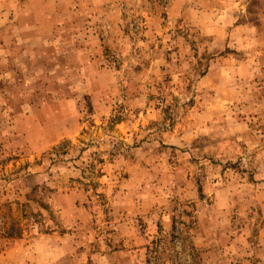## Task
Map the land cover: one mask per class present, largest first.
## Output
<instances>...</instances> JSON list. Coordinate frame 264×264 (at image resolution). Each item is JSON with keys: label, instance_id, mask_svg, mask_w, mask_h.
Listing matches in <instances>:
<instances>
[{"label": "rangeland", "instance_id": "obj_1", "mask_svg": "<svg viewBox=\"0 0 264 264\" xmlns=\"http://www.w3.org/2000/svg\"><path fill=\"white\" fill-rule=\"evenodd\" d=\"M0 264H264V0H0Z\"/></svg>", "mask_w": 264, "mask_h": 264}]
</instances>
